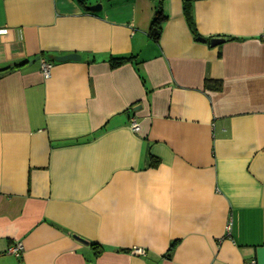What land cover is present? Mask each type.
Masks as SVG:
<instances>
[{"label": "crops", "instance_id": "obj_1", "mask_svg": "<svg viewBox=\"0 0 264 264\" xmlns=\"http://www.w3.org/2000/svg\"><path fill=\"white\" fill-rule=\"evenodd\" d=\"M191 17L206 42L183 0H0V264H264V0Z\"/></svg>", "mask_w": 264, "mask_h": 264}, {"label": "trees", "instance_id": "obj_2", "mask_svg": "<svg viewBox=\"0 0 264 264\" xmlns=\"http://www.w3.org/2000/svg\"><path fill=\"white\" fill-rule=\"evenodd\" d=\"M197 1H207V0H183V6H184V16L185 19L187 18V21L189 23L190 29L192 30L194 36L196 38H199V35L197 34V31L194 28V22L193 18L191 17V9H192V4L196 3ZM162 1L158 4L156 13L154 14L152 18V22L150 24L149 28V38L152 40L154 43L158 44L160 41V38L162 36V26L163 23L167 20L166 15L164 12V8H162ZM79 4L84 8L87 9L84 1H79ZM136 57L133 56H127V57H111L109 60V65L112 70H116V68L128 65V63H133L136 62ZM22 65H18L12 68V70L18 69ZM222 87L221 82L218 81H206L205 83V89L210 90V91H220ZM158 165V160H155L154 158H151V165L153 168H157ZM91 247L95 250L96 255H100V248L97 244H90ZM176 243L174 242L171 247L169 248L170 253H168L167 257H170L173 249L175 248Z\"/></svg>", "mask_w": 264, "mask_h": 264}, {"label": "built area", "instance_id": "obj_3", "mask_svg": "<svg viewBox=\"0 0 264 264\" xmlns=\"http://www.w3.org/2000/svg\"><path fill=\"white\" fill-rule=\"evenodd\" d=\"M261 38L264 39V32L261 35ZM42 74H44L45 79L48 80L51 78V69H52V64L47 62V61H42ZM131 129L134 130L135 133L140 132V126L138 122L135 119L131 120ZM22 252V246L16 245L15 248L9 250V254L19 257ZM136 254L138 253L139 255H145V252L143 250L138 249L135 251ZM247 264H256L255 260L249 261Z\"/></svg>", "mask_w": 264, "mask_h": 264}, {"label": "water", "instance_id": "obj_4", "mask_svg": "<svg viewBox=\"0 0 264 264\" xmlns=\"http://www.w3.org/2000/svg\"><path fill=\"white\" fill-rule=\"evenodd\" d=\"M87 11H90V12H93V13H98L101 11V5H96V6H89L87 8ZM228 39L226 38H212L209 42H210V46L211 47H216V46H220V45H223L225 42H227ZM198 42L201 41V42H206L204 39L202 38H199L197 40ZM39 58H36L35 61H38ZM80 60V56H77V55H66L65 57H55L54 58V62L57 61L59 63H67L68 61H79ZM138 108H136L137 110ZM78 241H80L81 243H84L86 245H88L87 242L85 241H82L80 239H78Z\"/></svg>", "mask_w": 264, "mask_h": 264}]
</instances>
